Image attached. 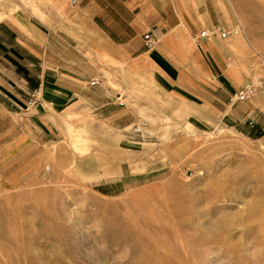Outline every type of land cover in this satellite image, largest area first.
<instances>
[{
    "label": "rangeland",
    "instance_id": "374dc122",
    "mask_svg": "<svg viewBox=\"0 0 264 264\" xmlns=\"http://www.w3.org/2000/svg\"><path fill=\"white\" fill-rule=\"evenodd\" d=\"M176 8L202 23L188 93L143 75L124 129L67 114L56 140L0 144V264H264V0ZM215 27L229 34L194 43ZM218 74L221 108L205 93Z\"/></svg>",
    "mask_w": 264,
    "mask_h": 264
},
{
    "label": "crops",
    "instance_id": "0c3cea01",
    "mask_svg": "<svg viewBox=\"0 0 264 264\" xmlns=\"http://www.w3.org/2000/svg\"><path fill=\"white\" fill-rule=\"evenodd\" d=\"M0 1H7L0 8L1 145L56 140L67 114L90 113L95 124L124 129L137 119L120 100L132 97L122 94L127 81L148 75L158 89L188 93L198 73L188 30L202 23L176 8L190 0ZM147 31L159 39L150 48ZM211 82L205 93L221 108L227 82L219 74Z\"/></svg>",
    "mask_w": 264,
    "mask_h": 264
},
{
    "label": "built area",
    "instance_id": "2783aa9c",
    "mask_svg": "<svg viewBox=\"0 0 264 264\" xmlns=\"http://www.w3.org/2000/svg\"><path fill=\"white\" fill-rule=\"evenodd\" d=\"M70 3L72 5H75L77 3V0H71ZM229 32L224 31L221 27H215L211 33H209L207 30H201L199 33L195 34L193 37V41L195 44H200L201 42L206 41L210 36L219 35L220 37H225ZM144 39H145V45L147 48L152 47L155 45L159 39L156 35L152 33V31H147L144 33ZM251 93V87L246 86L243 89H239L235 93V100H245L247 96ZM140 128L137 126L136 131H139Z\"/></svg>",
    "mask_w": 264,
    "mask_h": 264
},
{
    "label": "bare ground",
    "instance_id": "6f19581e",
    "mask_svg": "<svg viewBox=\"0 0 264 264\" xmlns=\"http://www.w3.org/2000/svg\"><path fill=\"white\" fill-rule=\"evenodd\" d=\"M207 31H208L209 33H211V30H210V29H207ZM209 38H211V36H210ZM237 226H238V225H237ZM212 241H213V240H212ZM214 241H215V240H214ZM218 241H219V240H218ZM218 241L216 240V243H218ZM203 242H204V241H203ZM203 242H201V244H203ZM208 243H209V242H208ZM211 243H212V242H211ZM213 243H214V242H213ZM213 243H212V244H213ZM245 243H246V242H245ZM248 243H249V242H248ZM204 245H205V242H204ZM208 245H210V244H207V247H209ZM221 245H224V244H220L219 246H221ZM245 245H246V244H245ZM199 246H200V245H199ZM216 246H217V245H216ZM242 246H243V245H242ZM213 247H214V246H213ZM217 247H218V246H217ZM217 247H216L215 250L218 249ZM200 248L203 249V247H200ZM202 249H201V250H202ZM207 249H208V248H207ZM207 249H205L204 252H206ZM243 249H244V248H243ZM199 250H200V249H199ZM210 250H211V249H210ZM210 250H209V251H210ZM213 251H214V250H213ZM218 251H219V250H218ZM204 252L202 251L203 254H204ZM210 252H211V251H210ZM210 252H209V254H208V250H207L206 253H207L208 255H210ZM202 253H201V251H200V254H202ZM206 253H205V255H206ZM187 258H188V257H187ZM178 261H179V260H178Z\"/></svg>",
    "mask_w": 264,
    "mask_h": 264
}]
</instances>
